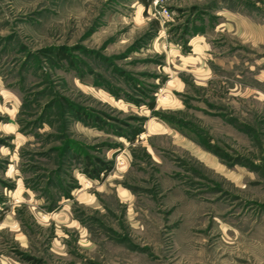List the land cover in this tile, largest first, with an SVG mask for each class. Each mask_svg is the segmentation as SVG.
<instances>
[{"label":"rangeland","instance_id":"rangeland-1","mask_svg":"<svg viewBox=\"0 0 264 264\" xmlns=\"http://www.w3.org/2000/svg\"><path fill=\"white\" fill-rule=\"evenodd\" d=\"M0 264H264V0H0Z\"/></svg>","mask_w":264,"mask_h":264},{"label":"trees","instance_id":"trees-1","mask_svg":"<svg viewBox=\"0 0 264 264\" xmlns=\"http://www.w3.org/2000/svg\"><path fill=\"white\" fill-rule=\"evenodd\" d=\"M138 1L142 2V3L145 4V5H148V3H149L150 0H138ZM60 55L62 56L61 53H60ZM94 169H96V168H94ZM98 170H101V168L98 167ZM96 173H97V172H96Z\"/></svg>","mask_w":264,"mask_h":264},{"label":"built area","instance_id":"built-area-1","mask_svg":"<svg viewBox=\"0 0 264 264\" xmlns=\"http://www.w3.org/2000/svg\"><path fill=\"white\" fill-rule=\"evenodd\" d=\"M164 11H165V10H163V13H165Z\"/></svg>","mask_w":264,"mask_h":264}]
</instances>
